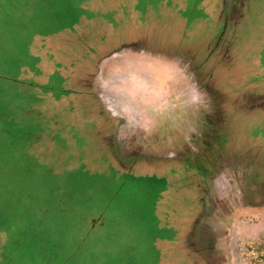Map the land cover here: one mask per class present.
<instances>
[{
  "label": "rangeland",
  "instance_id": "obj_1",
  "mask_svg": "<svg viewBox=\"0 0 264 264\" xmlns=\"http://www.w3.org/2000/svg\"><path fill=\"white\" fill-rule=\"evenodd\" d=\"M0 264H264V0H0Z\"/></svg>",
  "mask_w": 264,
  "mask_h": 264
},
{
  "label": "crops",
  "instance_id": "obj_2",
  "mask_svg": "<svg viewBox=\"0 0 264 264\" xmlns=\"http://www.w3.org/2000/svg\"><path fill=\"white\" fill-rule=\"evenodd\" d=\"M140 54V52L138 53ZM116 58V57H115ZM113 58V59H115ZM112 59V60H113ZM140 62L139 67L132 68L134 72H131L129 68L123 69L124 71L121 72V69L117 70V74L119 75L123 73V75H129L128 77H124L120 80L121 88L124 90L123 92H133L134 90L137 91L132 94L130 97L123 96L124 98H128L130 102L128 103L131 108H139L138 111L142 112L143 110H147V107H155L158 108L159 104L164 105L165 101H168V91L170 84L175 83L177 77L180 74L175 73V69H179L176 65H170L169 63H162L163 68L158 67L157 71L155 72L153 67L147 68V58L142 57L139 59ZM153 64V63H152ZM118 65L119 64H114ZM137 71V73H136ZM131 73V74H130ZM138 75L140 78H134ZM148 76L150 78H148ZM146 77V78H144ZM114 79V78H113ZM178 81V80H177ZM134 82L133 84H128ZM160 94V95H159ZM142 102V104H141ZM143 102H148V105H144ZM146 107V108H143Z\"/></svg>",
  "mask_w": 264,
  "mask_h": 264
}]
</instances>
